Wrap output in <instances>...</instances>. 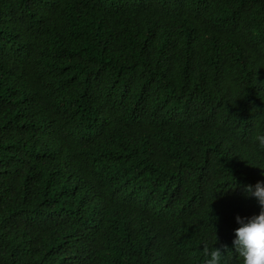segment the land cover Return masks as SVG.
Here are the masks:
<instances>
[{"label":"trees","instance_id":"1","mask_svg":"<svg viewBox=\"0 0 264 264\" xmlns=\"http://www.w3.org/2000/svg\"><path fill=\"white\" fill-rule=\"evenodd\" d=\"M259 132L264 0H0V264H240Z\"/></svg>","mask_w":264,"mask_h":264},{"label":"clouds","instance_id":"2","mask_svg":"<svg viewBox=\"0 0 264 264\" xmlns=\"http://www.w3.org/2000/svg\"><path fill=\"white\" fill-rule=\"evenodd\" d=\"M253 151L264 152V132L254 135ZM261 174L264 175V172ZM243 194L245 198L255 199L260 211L251 216L236 215L235 222L238 227L233 230L234 253L240 264H264V180H258L254 185H244ZM216 244L215 233V243L204 249L205 264H224L223 253L230 250L227 245H222L221 247L225 250L222 253L221 248L216 247Z\"/></svg>","mask_w":264,"mask_h":264},{"label":"bare ground","instance_id":"3","mask_svg":"<svg viewBox=\"0 0 264 264\" xmlns=\"http://www.w3.org/2000/svg\"><path fill=\"white\" fill-rule=\"evenodd\" d=\"M158 91H159V90H158ZM152 140H153V139H152ZM138 141H139V140H138ZM137 144H138V143H137ZM138 167H139V166H138ZM184 171H185V170H184ZM146 172H147V171H146ZM174 203H175V202H174ZM109 234H110V233H109ZM109 234H108V235H109ZM115 235H116V234H115ZM117 236H118V235H117ZM119 237H120V236H119ZM118 241H119V240H118Z\"/></svg>","mask_w":264,"mask_h":264}]
</instances>
